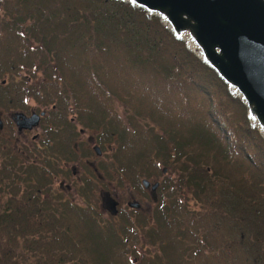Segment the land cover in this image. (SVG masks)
Wrapping results in <instances>:
<instances>
[{
  "label": "trees",
  "instance_id": "trees-1",
  "mask_svg": "<svg viewBox=\"0 0 264 264\" xmlns=\"http://www.w3.org/2000/svg\"><path fill=\"white\" fill-rule=\"evenodd\" d=\"M27 99L113 141L117 175L173 176L160 213L113 226L0 139V264H264V140L158 17L119 0H0V101Z\"/></svg>",
  "mask_w": 264,
  "mask_h": 264
},
{
  "label": "water",
  "instance_id": "water-1",
  "mask_svg": "<svg viewBox=\"0 0 264 264\" xmlns=\"http://www.w3.org/2000/svg\"><path fill=\"white\" fill-rule=\"evenodd\" d=\"M156 16L177 40L214 72L232 96L239 98L246 109L251 127L264 140V0H119ZM184 36L194 45L191 50ZM43 115L32 112L13 114L20 132L38 124ZM98 154V146H93ZM165 172V169L162 170ZM143 187L149 186L146 179ZM157 183L151 185L154 191ZM112 215L116 202L102 198ZM137 205V204H136Z\"/></svg>",
  "mask_w": 264,
  "mask_h": 264
},
{
  "label": "flooded vegetation",
  "instance_id": "flooded-vegetation-1",
  "mask_svg": "<svg viewBox=\"0 0 264 264\" xmlns=\"http://www.w3.org/2000/svg\"><path fill=\"white\" fill-rule=\"evenodd\" d=\"M18 111L25 115H30L32 112L37 114L43 112V115L39 117L35 127L18 132L13 122V114ZM46 112L47 109L19 110L5 106L0 101V139L2 147L10 146L13 153L24 159V162H30L39 167L42 165L53 167L49 184L53 183L55 186L51 185L50 190H54L60 197L64 195L61 199L72 205L76 203L79 193H85L91 201L86 204L90 205L97 214L101 212L104 216L114 218L116 216H151L154 208L157 214L161 212V177L160 180L139 178L137 181L126 182L124 189L117 187L114 182L105 181L98 166L103 151L96 143L93 132L84 129L74 117L68 118L71 125L59 123L53 125L50 119H44ZM84 143L90 152L86 155L84 154ZM95 145L100 150L98 154L92 149ZM47 170H49L48 167ZM161 173L163 174V171ZM142 179L148 180L149 186L143 187ZM153 183H157L154 201L151 198ZM107 196L116 202L115 215L109 213L107 207L101 203L102 198Z\"/></svg>",
  "mask_w": 264,
  "mask_h": 264
},
{
  "label": "rangeland",
  "instance_id": "rangeland-1",
  "mask_svg": "<svg viewBox=\"0 0 264 264\" xmlns=\"http://www.w3.org/2000/svg\"><path fill=\"white\" fill-rule=\"evenodd\" d=\"M40 76H41L40 74H37V78H40ZM25 105H26V108H27L26 110H29L30 108H34L36 111L45 110V109L48 110V107L41 106V105L37 104L35 101H33L31 99H27L26 102H25ZM118 108L121 111V106H118ZM27 137L29 138V136H27ZM84 140H85V136H84ZM102 146L103 147L101 148V150L103 151V154L100 157V161H99L98 166H101L100 170H101L102 175L105 177V181L114 182L117 187H120V188L124 189L125 183L126 182L129 183V182L135 181L134 180L135 178L132 177V176L126 177L125 175H121V174L117 175L116 174L113 164L110 163L111 162V153H112L113 147H115V143L113 141H111V142L105 141ZM88 152H89V149L86 147V144L84 143V154L86 155V154H88ZM159 168H160V171H161V169L163 167L159 166ZM163 174H165V173H163ZM163 176L172 178L173 174H172V172L170 170H167V174H165ZM160 177H162L161 173L159 175H157L156 177H154V179L160 180ZM51 185H52V187L55 186V185H53V183H51V184L48 185L49 189L52 188ZM61 197H64V195H61ZM181 199L182 200L185 199V202L187 203L186 206L188 208H191V203H190L191 199H190L189 194H187V193L184 194L183 193L182 196H181ZM86 203H91V201L88 198V195H86L85 193L84 194L79 193V197L76 200V203L74 205L75 206H83V205L85 206ZM93 212H95L96 215L101 216L102 219L108 221L111 225H113V226H118L119 225L118 224V221H119L118 220L119 219L118 216L115 217V218H118V219H115L113 217H111L113 219H110L109 216H104L101 212H98L99 214H97L96 211H94V210H93Z\"/></svg>",
  "mask_w": 264,
  "mask_h": 264
},
{
  "label": "bare ground",
  "instance_id": "bare-ground-1",
  "mask_svg": "<svg viewBox=\"0 0 264 264\" xmlns=\"http://www.w3.org/2000/svg\"><path fill=\"white\" fill-rule=\"evenodd\" d=\"M184 39H185V42H186V44H187V46L191 49V50H193L194 52H196L197 53V49H196V47L194 46V45H192V43L184 36Z\"/></svg>",
  "mask_w": 264,
  "mask_h": 264
}]
</instances>
